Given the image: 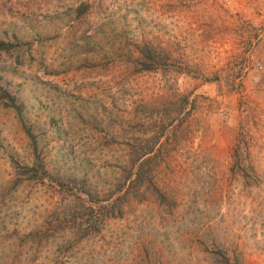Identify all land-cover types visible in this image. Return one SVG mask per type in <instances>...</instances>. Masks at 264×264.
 <instances>
[{"label":"rangeland","instance_id":"1","mask_svg":"<svg viewBox=\"0 0 264 264\" xmlns=\"http://www.w3.org/2000/svg\"><path fill=\"white\" fill-rule=\"evenodd\" d=\"M0 264H264V0H0Z\"/></svg>","mask_w":264,"mask_h":264},{"label":"trees","instance_id":"2","mask_svg":"<svg viewBox=\"0 0 264 264\" xmlns=\"http://www.w3.org/2000/svg\"><path fill=\"white\" fill-rule=\"evenodd\" d=\"M12 48V45L5 43L4 41H0V51H7Z\"/></svg>","mask_w":264,"mask_h":264}]
</instances>
